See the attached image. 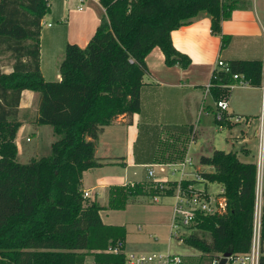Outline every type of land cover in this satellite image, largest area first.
Segmentation results:
<instances>
[{
    "label": "trees",
    "instance_id": "trees-1",
    "mask_svg": "<svg viewBox=\"0 0 264 264\" xmlns=\"http://www.w3.org/2000/svg\"><path fill=\"white\" fill-rule=\"evenodd\" d=\"M99 2L105 15L94 36L86 48L66 47L62 79L51 82L40 69L42 23L51 13L49 2L0 0V52H10L16 60L10 75L0 65V264H126V228L106 224L101 217L105 208L84 197V173L102 167L94 144L85 137L122 116L141 112L143 79L149 73L146 58L155 48L162 50L168 67L191 65V59L174 47V31L207 15L223 50L232 39L223 34V22L248 7L247 0ZM228 64L229 74L218 70L212 77L210 95L215 103L228 100L236 84L234 75L249 87L262 86L263 61ZM25 90L40 94L35 124L52 126L58 139L51 156L21 165L15 141ZM216 114L217 126L228 125V115L218 122ZM200 164L215 172H202L200 181L183 184L221 185L225 207L215 215L201 216L184 242L201 253L200 263L212 264L226 253H249L257 206V163L216 150L211 157L202 156ZM160 184L112 186L110 200L172 197L173 189L161 191ZM262 215L260 264H264V185Z\"/></svg>",
    "mask_w": 264,
    "mask_h": 264
},
{
    "label": "crops",
    "instance_id": "crops-1",
    "mask_svg": "<svg viewBox=\"0 0 264 264\" xmlns=\"http://www.w3.org/2000/svg\"><path fill=\"white\" fill-rule=\"evenodd\" d=\"M250 1L253 3V12L244 13L245 11L237 10L230 20L223 22V34L230 35L232 38L230 44L223 50L221 37L212 33L211 19L207 15H201L189 26L172 33L174 47L191 59V65L187 69L180 66L168 67L165 55L160 48H155L148 55L146 64L149 73L143 79L141 112L133 117L122 116L110 126L96 131L93 136L85 137L86 142L94 144L96 158L102 164V167L91 169L83 175L84 192L89 194L92 201L98 202L96 191L99 186L87 185L88 175L98 174L107 180L112 178L110 171L122 169L129 177L131 168L149 166L164 168L179 164L188 158L189 150L193 144L197 145L200 136L193 126L194 117L198 112L199 117L204 114L203 112H206V115L213 112V103L206 105L208 96L211 98L206 88L210 85L214 73L220 70L217 69L218 60L221 59L228 63L237 60L263 61L264 59V0H260L261 3L259 0ZM84 5L85 10H83ZM50 6L59 25L42 31L40 69L46 81L57 82L62 79L60 57L64 55L66 47L69 44H75L81 48L87 47L105 15V10L95 0H57L55 3L52 0ZM242 88L252 92L254 100L250 101L246 98L247 106L243 105L240 109L232 107L233 103L230 102L232 93L230 92L229 119L236 115V111H243L244 115L249 116H238L241 118L239 124H243L249 131L253 129L255 133H259L262 89L249 86ZM39 100L38 92L25 90L21 95L18 114L20 128L15 141L18 148V163L21 165H27L29 161L36 160L35 151H39L43 146L44 138L50 140L49 145H53L54 128L35 124L38 118ZM250 105H253V110H249ZM232 127L233 125L230 124L223 129L232 130ZM242 137L244 141L248 140L245 135ZM232 138L233 136H227L226 142ZM183 139L186 141L183 142ZM141 140H149L152 145L144 156L137 155L138 152L135 151ZM35 141L37 142L35 147L28 145ZM168 145L179 147L170 149ZM182 145L183 147L186 145L187 149L181 153ZM156 147L161 148V156L154 160L152 155ZM246 150L248 156H245L248 159L254 157L252 150L247 148ZM150 154L152 155L149 157ZM241 156L239 155V159ZM245 163L256 162L252 160ZM159 180L166 181L165 179ZM138 182L152 181H132L124 186H133ZM112 186H116L114 182L103 184L101 187L110 192ZM103 211L101 212L102 219ZM148 249L150 248H140V251H149Z\"/></svg>",
    "mask_w": 264,
    "mask_h": 264
},
{
    "label": "rangeland",
    "instance_id": "rangeland-1",
    "mask_svg": "<svg viewBox=\"0 0 264 264\" xmlns=\"http://www.w3.org/2000/svg\"><path fill=\"white\" fill-rule=\"evenodd\" d=\"M52 1V0H51ZM54 3L57 0H53ZM261 3L262 1L259 0ZM247 8L241 9L242 11L253 12L254 7L253 3L250 0H247ZM55 9V6H53ZM85 10V5L83 7ZM261 10V6H260ZM264 19V17H263ZM256 21V20H255ZM48 24L51 26H58L59 23L55 19L54 14L52 12L48 14L43 20L42 31L48 29ZM41 31V32H42ZM86 48V47H85ZM65 53L60 57L61 61L64 60ZM16 60L14 56L10 52H0V65L5 74L10 75L12 74V68L15 64ZM62 63V62H61ZM60 63V65H61ZM231 100L230 102L233 103L232 107L235 106L237 108H241L243 105L247 106V99L253 101V93L249 91H245L244 88H234L231 90ZM252 95V96H251ZM227 98V96H225ZM213 103V104H212ZM263 106V97L261 101ZM213 105V112L206 115L201 114L199 117V112L196 114L193 120V126L195 131L198 130L200 136L198 139L197 145L193 144L191 149L189 150V155L187 159L192 161V164L187 166V172L190 173L189 175L182 178L180 173H174V167H164L162 169L156 168L155 166H149L145 168H131L130 176L128 177L124 174L122 169L112 170L111 173L112 178L105 180L102 176L98 174H91L87 176V185L90 186H99L97 188V199L101 206L105 207L103 213L104 222L108 225L112 226H123L126 228L127 237H126V244L127 254L132 253H163L167 252L169 249L173 254H179L183 256L184 264H209V261L206 260L204 263H200V256L201 253L196 249L188 246L185 242L181 243L180 241L171 240L170 237V224L172 219V208L174 205L173 197H166V198H158V201L155 202L153 197H129L128 200H120V201H111L110 200V192L108 189L101 187L103 184H109L110 182H114L117 186H124L125 184L132 182V181H156L161 182L159 179H165L166 185L173 187V185L179 182L181 179H194L196 181L200 180L199 174L202 172L212 173L215 172V168L202 166L200 164V159L203 156H211L213 155V151L215 148L219 151H224L227 153L235 152L239 158L241 156V161L243 162H251L255 160L257 163L259 151L261 146L264 147V135L263 141L260 138V131L259 133H255L253 129L250 131L245 128L243 124H237L235 122V118L240 116H249L244 115L243 111H236V115L234 116V120H228V125H233V129L230 130L220 129L219 126L216 125V121L214 119L217 110L216 103L214 104L213 100L208 96L206 100V105ZM249 107V106H248ZM249 110H253V105H250ZM236 109V110H239ZM230 112V111H229ZM246 112V111H244ZM248 112V111H247ZM262 112V110H261ZM248 114V113H247ZM239 117V118H240ZM207 122V124H206ZM206 124V125H205ZM224 126V127H226ZM231 127V126H230ZM52 129V127H49ZM53 130V129H52ZM244 135L248 139L244 141L242 136ZM232 133V135H231ZM227 136H233L232 140L226 142ZM53 137V136H52ZM50 138V136H49ZM53 143L58 139L56 135H54ZM143 139V138H142ZM186 139H183L185 142ZM47 138H44L43 146H41L39 151H35L34 157L38 161L40 158L48 157L52 155V149L49 145ZM36 141L32 144H28L31 147L36 146ZM187 143V142H186ZM52 144V143H51ZM184 144V143H183ZM49 145V148H48ZM169 148H178L179 146L175 145H168ZM183 145L181 148V153L187 149V146ZM152 148L149 140H141L140 143L136 146L135 151L138 152L137 155L144 156L145 153ZM250 149L252 150V155L254 157L248 159V154L245 153V150ZM162 150H166L162 148ZM242 152V153H241ZM161 148L156 147L153 151V155L150 154L149 157L152 155L154 160H157L161 155ZM247 155V156H245ZM250 155V154H249ZM151 157V158H152ZM31 161L28 162V164ZM178 169V168H176ZM150 171L154 172V177L150 178L148 173ZM135 173V174H134ZM165 173L167 175H165ZM107 176V175H106ZM109 182V183H108ZM128 188V187H127ZM199 190L207 189L209 194L216 198L220 199V193L222 191V186L217 183H208L207 186L205 183L198 184ZM89 202H92L91 198H85ZM150 248L149 251H140V248ZM264 249V245H263ZM91 257L89 258V262H91Z\"/></svg>",
    "mask_w": 264,
    "mask_h": 264
},
{
    "label": "built area",
    "instance_id": "built-area-1",
    "mask_svg": "<svg viewBox=\"0 0 264 264\" xmlns=\"http://www.w3.org/2000/svg\"><path fill=\"white\" fill-rule=\"evenodd\" d=\"M49 4H51V0H47ZM100 3L99 0H95ZM256 1V0H253ZM43 24V23H42ZM51 27V24L48 25ZM217 69L224 71L225 73H230L229 64L224 62L223 60H218ZM236 84L231 86V89L234 87H247L248 83L243 80L242 77L238 75L233 76ZM211 85H209L206 90L207 93L210 94ZM263 92V102H264V59H263V73H262V86ZM217 114L216 120L218 122L225 121V115H228L229 111V101L223 99L216 103ZM234 120V117L231 118ZM229 119V120H231ZM241 118L236 117L235 122L239 123ZM220 129H223V126H219ZM264 135V103L262 106V114H261V131L260 138L263 141ZM192 164L190 159H185L179 164L171 165L169 167H174V173H180L182 178L189 175L187 170V166ZM159 169L163 167L159 166ZM258 188H257V206L255 212V220H254V239L252 243V247L247 254L237 255L230 257L228 259L227 264H260L261 257V233H262V197H263V176H264V147L263 145L260 148L258 161ZM178 168V169H176ZM150 178L154 177V172L150 171L148 173ZM194 179H181L177 182L176 186H169L165 183L168 181H161L163 184H160L159 189L161 191H166L173 189V199L174 205L172 208V219L170 224V237L171 240L180 241L184 243V238L190 235L192 228L197 225L199 218L201 216H209L215 215L219 213L225 207V200L220 196V199H216L212 197L207 189L199 190L198 184L193 185L191 183L183 184L185 181H192ZM200 181V180H198ZM158 182V181H152ZM223 189L219 195H221ZM85 198H89V194L85 192ZM160 197H154L155 202L158 201ZM122 245H120L121 247ZM115 253L119 252V249L114 251ZM126 254V264H184L183 256L179 254H173L169 249L167 252L163 253H132ZM213 260L212 264H219L221 258Z\"/></svg>",
    "mask_w": 264,
    "mask_h": 264
},
{
    "label": "water",
    "instance_id": "water-1",
    "mask_svg": "<svg viewBox=\"0 0 264 264\" xmlns=\"http://www.w3.org/2000/svg\"><path fill=\"white\" fill-rule=\"evenodd\" d=\"M232 257V254L231 253H226L223 255V257L221 258L219 264H227L228 262V259Z\"/></svg>",
    "mask_w": 264,
    "mask_h": 264
}]
</instances>
